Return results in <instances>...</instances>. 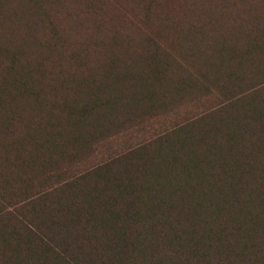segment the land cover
Here are the masks:
<instances>
[{
    "label": "trees",
    "instance_id": "16d2710c",
    "mask_svg": "<svg viewBox=\"0 0 264 264\" xmlns=\"http://www.w3.org/2000/svg\"><path fill=\"white\" fill-rule=\"evenodd\" d=\"M131 1L140 40L113 31L46 104L74 27L0 0V103L26 105L0 141V264H264V0Z\"/></svg>",
    "mask_w": 264,
    "mask_h": 264
},
{
    "label": "rangeland",
    "instance_id": "374dc122",
    "mask_svg": "<svg viewBox=\"0 0 264 264\" xmlns=\"http://www.w3.org/2000/svg\"><path fill=\"white\" fill-rule=\"evenodd\" d=\"M83 1L84 0H45L44 3L42 2V7L49 11L48 18L55 22L58 21V26L60 28L65 30L68 26L74 27L71 32L60 30L67 36L64 44L66 50L62 54L63 58L54 63L55 70L58 71L56 72L57 76H63V78L66 79L64 82L68 83L64 84L63 87L60 85L50 87L48 80H43L42 86L45 91L42 101L46 104L54 102L59 96L69 93L71 79L77 75H82L88 71L90 65L97 62L96 60L100 58V50L106 45V40L113 31H117L121 36L123 34H128L130 38L139 37L138 40H140V36L142 35L138 33L136 24L128 12L129 6L134 3L131 0H94V4L101 5V9L95 11L93 14H87L84 8L85 4L82 3ZM26 7L28 11L33 10V4L30 5L29 2H26ZM77 16H81V19H77ZM76 22L79 23L82 28H79ZM97 22L101 27L98 30H93V25ZM41 32V29L36 31V34H38L37 37H41V40L46 43L51 42L49 31L43 30V33ZM86 42L90 46L86 53V56H88L86 58L87 63L84 66L76 67L74 62L66 59V54L69 50L79 51L84 45L82 43ZM134 46L135 45H132V48ZM81 52L83 54V51ZM67 78H70V81ZM6 100L8 101L0 103V141L4 144L13 141L17 134L23 130L26 123V105L19 109V107L15 106V102L12 99L7 98ZM13 110L21 111L22 117L16 118L17 116L13 113ZM3 118H7V128H5L4 124L1 122Z\"/></svg>",
    "mask_w": 264,
    "mask_h": 264
}]
</instances>
